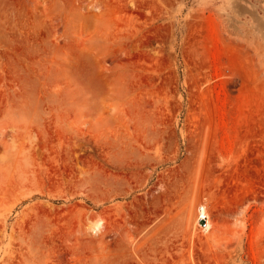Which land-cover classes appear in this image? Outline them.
Returning <instances> with one entry per match:
<instances>
[{"label":"rangeland","instance_id":"rangeland-1","mask_svg":"<svg viewBox=\"0 0 264 264\" xmlns=\"http://www.w3.org/2000/svg\"><path fill=\"white\" fill-rule=\"evenodd\" d=\"M0 264H264V0H0Z\"/></svg>","mask_w":264,"mask_h":264},{"label":"bare ground","instance_id":"bare-ground-1","mask_svg":"<svg viewBox=\"0 0 264 264\" xmlns=\"http://www.w3.org/2000/svg\"><path fill=\"white\" fill-rule=\"evenodd\" d=\"M191 207H192V203L190 202L189 204H188V208L189 209H191ZM206 211V207H205V205H203V204H199L198 206H197V210H196V215L193 217V219L191 220V219H187V223H190V221H191V227L192 228H195L196 226L199 228V225H198V218L200 217V216H204V215H206L207 213L205 212ZM102 219H98V218H96V217H91V218H89V224H88V228L89 229H92V230H97V229H99V228H101L103 225H102V221H101ZM206 228V229H205ZM204 229H202V228H200L201 230H202V232L204 233V234H208L209 232H210V230H211V225H210V223H209V217H208V220H207V224H206V227H205ZM197 237H198V239L199 240H203V237L201 238V236H198L197 235Z\"/></svg>","mask_w":264,"mask_h":264},{"label":"built area","instance_id":"built-area-1","mask_svg":"<svg viewBox=\"0 0 264 264\" xmlns=\"http://www.w3.org/2000/svg\"><path fill=\"white\" fill-rule=\"evenodd\" d=\"M207 213V211H205ZM207 220H208V213L204 216H200L198 218V225H199V228H202L204 229L206 227V224H207Z\"/></svg>","mask_w":264,"mask_h":264}]
</instances>
